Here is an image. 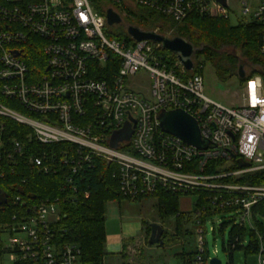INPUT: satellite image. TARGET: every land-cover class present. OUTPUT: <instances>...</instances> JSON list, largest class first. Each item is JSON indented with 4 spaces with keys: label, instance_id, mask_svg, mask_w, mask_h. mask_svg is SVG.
<instances>
[{
    "label": "built area",
    "instance_id": "obj_1",
    "mask_svg": "<svg viewBox=\"0 0 264 264\" xmlns=\"http://www.w3.org/2000/svg\"><path fill=\"white\" fill-rule=\"evenodd\" d=\"M125 1L177 25L195 15L230 21L235 1L239 23L261 27L264 55V0ZM107 4L121 17L127 6L123 0H0L1 93L28 113L0 104V115L29 127L40 144L69 146L58 163L31 157L44 174L68 167L64 196L27 206L0 226V235L9 237L0 253L10 264H88L81 247L62 237L59 224L65 203L75 199V178L101 159L113 167L119 191L130 200L162 191L204 200L194 206L197 253L182 264H210L205 220L230 213L234 224L253 228L254 208L264 201V185L241 182L264 172V80L250 78L243 105L225 106L205 94L203 74L188 76L178 59L170 67L160 44L110 39L107 10L96 9ZM143 73L151 81V98L129 86ZM174 110L197 121L207 149L161 129V114ZM120 131H129L130 138L113 146ZM12 149L20 155L24 146L15 142ZM256 261L264 264V246Z\"/></svg>",
    "mask_w": 264,
    "mask_h": 264
},
{
    "label": "trees",
    "instance_id": "obj_2",
    "mask_svg": "<svg viewBox=\"0 0 264 264\" xmlns=\"http://www.w3.org/2000/svg\"><path fill=\"white\" fill-rule=\"evenodd\" d=\"M105 8L100 6L96 9L102 14L109 9V5H105ZM133 16L136 21L132 22L131 25H136L143 30H158L160 34L170 38L182 37L196 47L195 68L188 73V76L194 73L203 74L205 65L210 63L214 67L216 76L222 82H226L234 76L239 77V69L242 66L239 57L223 53V48L233 47L238 51L241 50L254 65L260 67V70L252 71L245 79L239 78L241 85H245L250 78L256 77V75H260L264 80V55L260 51L262 29L254 22L231 26L228 20L210 19L195 15L183 24L177 25L168 17L142 8L137 9ZM109 37L122 39L126 35L114 36L109 34ZM162 51L168 57L170 67L177 62L175 55L165 49ZM1 89L3 88L0 81L1 105L15 109L22 114H28L19 106L17 101L5 98ZM0 142L4 146L3 149L0 148V151L5 152L0 160V191L6 200V203L0 205V226H2L10 223L14 214L21 211L26 212L27 206L40 203L46 199L64 196L62 188L66 185L68 167L64 168L61 165L58 173L44 174L31 163V157L44 158L46 164H50L54 159L58 163L69 146L62 143L40 144L33 139L29 127L3 117V115H0ZM15 142H20L24 146L23 153L20 155L13 152L12 148ZM215 165L220 168L221 172L222 162ZM113 174L111 165L101 159H95L93 168L82 172L75 178L77 187V192L73 194L75 199L69 198L64 206V218L59 224V228L63 229L62 237L65 241L77 243L81 247L84 261L88 264H103L107 255L106 210L108 203L121 199L130 200L122 196L119 191V183L117 179L113 178ZM241 182L251 185H264V172L247 176ZM204 195L206 194L201 195V198ZM17 197H20L21 201L15 204ZM181 197L162 191L153 197L146 198H154L157 201L161 218L175 216L180 229L183 219L186 218L187 223L191 221V216L180 211ZM141 199L143 198L138 200ZM204 203V200L199 199V202L194 203L195 209ZM253 212V228L233 224L228 244L224 248L229 252L230 264H234L233 255L235 251L243 250L246 257L254 256L257 258L261 247L264 246V201L257 205ZM227 224L222 223L221 230ZM148 229L150 233L151 228ZM163 238L165 240L166 232ZM196 253L197 251L180 254V264L190 261ZM121 255L125 261L123 264H130L128 262L129 255L124 252V249Z\"/></svg>",
    "mask_w": 264,
    "mask_h": 264
},
{
    "label": "rangeland",
    "instance_id": "obj_3",
    "mask_svg": "<svg viewBox=\"0 0 264 264\" xmlns=\"http://www.w3.org/2000/svg\"><path fill=\"white\" fill-rule=\"evenodd\" d=\"M123 2L127 4L125 11L122 13L123 24L113 27L107 26V35L117 36L123 34L126 35L125 38H129L126 27L136 21L133 14L137 12V9L129 1L123 0ZM231 3L234 14L231 15L229 22L231 26H237L242 21L240 11L235 1ZM125 13H128V16ZM223 53L238 56L246 76L254 70H260V67L254 65L241 50L225 47ZM203 77L205 94L208 97L228 107L243 105L245 85H241L238 76L222 82L216 76L213 65L207 63L203 70ZM129 86L151 98V81L146 73L131 81ZM121 133L123 132H117L114 138H118ZM195 201V196L191 194L181 197L180 211L186 215L191 214L193 217H191L189 223L186 222V218L183 219L180 229L175 216L161 218L157 201L154 198H143L138 201L121 199L108 203L106 210L108 240L110 243L116 242L114 244L117 246L111 254L107 253L103 264H123L125 262L123 256L117 254L122 252V247L124 252L129 255L128 262L133 264H180L181 258L179 255L193 253L198 246L197 230L199 224L194 216ZM230 216V213H226L223 216L205 220L203 226L206 229V235L204 237L209 261L217 258L222 264H230L231 262L229 252L224 249L228 244L229 234L234 226V219ZM154 223L164 227L166 232L163 246L148 244L147 240L150 234L148 228ZM222 223H228L223 230L220 228ZM213 229L215 232H213ZM8 239L7 235H0V246L6 247ZM256 260L257 258L254 256L246 257L243 250L235 251L233 255L234 264H257ZM0 264H10L8 256L2 257L0 253Z\"/></svg>",
    "mask_w": 264,
    "mask_h": 264
},
{
    "label": "water",
    "instance_id": "obj_4",
    "mask_svg": "<svg viewBox=\"0 0 264 264\" xmlns=\"http://www.w3.org/2000/svg\"><path fill=\"white\" fill-rule=\"evenodd\" d=\"M106 21L108 26H117L123 24L122 17L113 9L106 11ZM127 34L135 39V41H151L155 44H160L165 50L175 55L180 64L185 68L186 71L192 72L194 68V57L196 55V47L182 37L170 38L164 36L156 31L143 30L136 25H129L126 27ZM17 55L18 53L15 52ZM239 78L245 79L246 73L244 72L243 66L239 69ZM161 129L173 137H178L182 141L200 149H207L208 142L202 139L200 134V128L197 121L192 118L189 114L182 110H174L164 112L160 116ZM131 133L125 131L121 133L118 138H114L112 145L116 146V143L120 140L129 139ZM240 166H245L242 161H238ZM6 203L3 193L0 191V205ZM151 232L148 238L149 245H164V227L159 224L150 225ZM210 264H222L219 259H212Z\"/></svg>",
    "mask_w": 264,
    "mask_h": 264
},
{
    "label": "crops",
    "instance_id": "obj_5",
    "mask_svg": "<svg viewBox=\"0 0 264 264\" xmlns=\"http://www.w3.org/2000/svg\"><path fill=\"white\" fill-rule=\"evenodd\" d=\"M106 233H107V229H106ZM114 243H116V242H111L110 243V241L108 240V235H107V243H106V251H107V253H109V254H111L112 253V251L114 250V248H115V246H117V245H115ZM122 250H123V247H122ZM121 253L122 252H120V253H117V254H120L121 255ZM115 254V253H114ZM130 264H133V263H131V262H129Z\"/></svg>",
    "mask_w": 264,
    "mask_h": 264
},
{
    "label": "flooded vegetation",
    "instance_id": "obj_6",
    "mask_svg": "<svg viewBox=\"0 0 264 264\" xmlns=\"http://www.w3.org/2000/svg\"><path fill=\"white\" fill-rule=\"evenodd\" d=\"M165 234V233H164ZM150 237V236H149ZM164 237V236H163Z\"/></svg>",
    "mask_w": 264,
    "mask_h": 264
}]
</instances>
